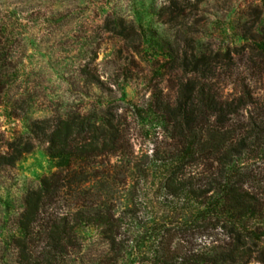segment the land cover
I'll return each mask as SVG.
<instances>
[{
    "label": "trees",
    "instance_id": "obj_1",
    "mask_svg": "<svg viewBox=\"0 0 264 264\" xmlns=\"http://www.w3.org/2000/svg\"><path fill=\"white\" fill-rule=\"evenodd\" d=\"M104 28L129 35L122 18H105ZM6 29L0 18V93L7 84ZM259 48L264 55V37ZM166 52L165 68L176 72L172 94L157 89L146 106L133 107L143 129L149 122L165 138L156 137L150 154L128 155L132 184L120 213L84 199L95 158L124 154L114 119L104 112L34 123L57 171L24 197L14 239L18 264H264V191L246 163L252 153L264 155V96L234 76L229 51L189 44ZM82 74L100 83L86 68ZM27 152V145L14 146L0 155V166ZM61 199L75 208L57 212ZM89 228L95 237L81 235Z\"/></svg>",
    "mask_w": 264,
    "mask_h": 264
},
{
    "label": "rangeland",
    "instance_id": "obj_2",
    "mask_svg": "<svg viewBox=\"0 0 264 264\" xmlns=\"http://www.w3.org/2000/svg\"><path fill=\"white\" fill-rule=\"evenodd\" d=\"M0 10L9 48L0 93V155L19 144L29 149L14 164L0 166V264H18L14 239L24 197L57 171L37 121L107 112L121 127L124 154L95 158L84 196L118 214L129 205L128 155L150 154L156 137L165 138L149 122L143 129L133 107L146 106L157 89L172 94L176 72L165 68L169 47L229 51L234 76L264 96V0H0ZM107 17L125 21L127 38L105 30ZM84 68L100 83H91ZM231 91L229 85L225 93ZM246 163L264 191V155L252 153ZM73 208L62 199L53 205L59 213ZM80 233L95 237L91 228Z\"/></svg>",
    "mask_w": 264,
    "mask_h": 264
}]
</instances>
